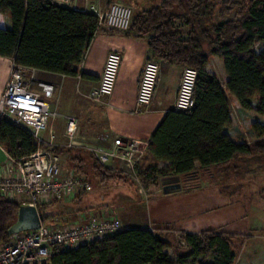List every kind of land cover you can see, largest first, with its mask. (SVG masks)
Listing matches in <instances>:
<instances>
[{
  "label": "trees",
  "instance_id": "1",
  "mask_svg": "<svg viewBox=\"0 0 264 264\" xmlns=\"http://www.w3.org/2000/svg\"><path fill=\"white\" fill-rule=\"evenodd\" d=\"M231 14L234 17L227 18ZM5 15L10 27L4 23ZM97 29L98 18L92 12L46 0H0V56L12 58L15 66L77 76ZM125 35L144 40L150 59L197 71L193 105L164 114L135 168L143 189L161 186V178L168 175H178L187 183L197 182L206 172L230 170L239 180L264 169V164L253 167L264 155V123L251 124L258 138L249 143L234 142L224 130L232 123L230 96L245 109L256 98L255 110L264 115V0H162L134 11ZM213 56L222 60L228 76L225 87L206 69ZM0 146L17 158L37 148L26 128L6 118H0ZM53 150L60 155L69 153L70 169L88 179L92 176L100 184L125 180L120 171L100 164L92 151L67 146ZM163 161L168 163L159 166ZM44 205L37 206L42 224L51 216L40 211ZM19 206L0 197V242L11 237L8 229L16 222ZM167 231L123 228L75 248H55L51 262L235 264L238 250L251 237L207 228L198 233L181 231L170 240Z\"/></svg>",
  "mask_w": 264,
  "mask_h": 264
},
{
  "label": "crops",
  "instance_id": "2",
  "mask_svg": "<svg viewBox=\"0 0 264 264\" xmlns=\"http://www.w3.org/2000/svg\"><path fill=\"white\" fill-rule=\"evenodd\" d=\"M113 2L130 5L134 11H137L158 5L162 0H72L69 5L64 6L79 11L91 12V5L104 10ZM4 23L7 27H10L9 16H4ZM125 32L126 31H117L107 27H99L78 65L77 76H65L33 68H24L28 70V73L33 74L36 79L51 83L55 87L51 104L52 108L54 107L53 110L55 111V109L58 108V111H55V115L50 120L48 128L54 131L60 139L65 136L66 117L72 116L77 121L76 136H74L73 143L69 144L70 141L66 137L68 144L65 145L66 143L63 142L65 139L58 140L57 138L59 147H78L91 150L92 152L109 151L114 148L113 141L119 137L123 144L129 142L135 144L141 154L138 163L140 165L141 157L144 155L155 127L168 110L174 109L173 106L182 66L170 65L162 61L158 62L160 66L153 98L148 106H138L136 104L138 82L144 63L150 60V53L144 40L126 36ZM111 51H118L122 55V63L118 70L112 94L103 99L105 106L104 129L101 128V124L99 123L94 127L92 132H86L84 128H82L83 136H79L80 127L78 126V117L72 115V109H69L72 107L67 105L66 101L73 100L75 101L74 103H76L80 98L90 100L88 93L98 84L105 58ZM13 66L14 62L12 58L0 56V95L4 91L9 71ZM222 86L225 87V84ZM59 100L62 101L63 104H60ZM230 101L231 105L235 101L238 102L234 96H230ZM97 104L100 103L98 102ZM88 112L84 111V114L79 112L82 114L83 122H87L89 116L95 115L94 111H91V115ZM230 126L225 127L224 130L229 134L231 139L236 143L244 142L239 139L237 133L234 134L230 130ZM78 136L80 140H76ZM3 149L4 148L0 146V152L5 159ZM120 162L121 161L115 158L104 166L115 171H120L123 175L125 172ZM1 163L2 162H0V164ZM167 163L166 161L160 162L159 166H163ZM195 166H199V163L196 162ZM134 176L133 173L132 177ZM202 176L203 180L206 179V182H213L215 180L227 182L229 180L227 174L218 173L217 170H215L214 173L206 172L202 174ZM86 179L89 181L88 178ZM239 180L242 182V180H245V177ZM201 183L198 188H193L190 185L192 184L191 182L184 183L179 180L180 187L176 189L171 187L164 189L162 185L159 187H152L150 199H147L145 203H143V201L141 202L142 206L145 204L146 208L151 211V215L143 220L136 219L135 217H124L122 219L116 214V209L123 207L125 204L137 207V205H140L138 200H134L138 204H135L132 200H119L116 202L115 206L103 204L105 199L101 197L102 194L90 190L83 194L76 195V198L72 197L46 203L44 206L53 203L59 204L60 202H63L64 205L58 212H44L45 215H51L45 221V224L85 222L98 219L99 217L103 218L104 216L117 215L124 228L145 227L153 232L156 228H160L162 233H166L167 229L171 228V230L167 232L170 234L169 239L172 240V237H177L176 233L180 235L181 231L198 233L207 228H213L217 231L232 232L233 229L229 230V227L233 223L230 222L236 219L237 226L239 225L241 230L238 232L234 231L233 233H244L247 235L246 232H243L245 229L247 230V226H245L243 222L247 215L246 210L255 213L259 211V208L252 204L246 206L239 200L244 197L243 190L244 186L246 187L244 181L240 189L238 188L234 192H223L222 185L211 187L212 185L205 186ZM189 185L191 188L188 187ZM254 192L255 191H253V193ZM121 196L129 197V195L125 194L123 191L120 192V197ZM232 197H238L236 209L231 207L233 204H231L229 200ZM260 197L262 196L260 195ZM81 202H83V205L79 206ZM73 203H76V206L69 205ZM168 205H172V208L178 211L179 215H175V217L168 218L167 220L166 216L160 210L162 206ZM262 206H264V202ZM186 208L188 209L186 210ZM109 210L113 212H109ZM230 210L237 215L236 218L229 217ZM249 227L254 233H252L250 235L251 237L246 239L241 245L238 250L240 255L237 253L235 264H264V224H253Z\"/></svg>",
  "mask_w": 264,
  "mask_h": 264
},
{
  "label": "built area",
  "instance_id": "3",
  "mask_svg": "<svg viewBox=\"0 0 264 264\" xmlns=\"http://www.w3.org/2000/svg\"><path fill=\"white\" fill-rule=\"evenodd\" d=\"M58 5H69L72 0H46ZM90 11L98 18V28L107 27L117 31L129 29L133 10L130 5L113 2L104 10L94 5ZM122 55L118 51L107 54L98 84L88 97L101 103L112 94ZM159 63L148 60L144 63L136 93V104L148 106L153 98L159 73ZM197 78L195 68L184 67L178 85L173 108L178 111L193 105V90ZM55 87L40 81L21 66H13L8 75L4 91L0 95V118L26 128L37 144L36 150L26 157H14L5 153L0 164V197L14 200L20 205L51 203L72 198L92 189L91 183L74 170L63 171L61 155L53 150L58 147L57 135L48 128L54 117L51 100ZM77 121L66 117L65 137L72 144L76 136ZM114 148L96 152L102 165L118 159L136 175V164L140 153L133 142L123 144L121 138L114 141ZM124 227L114 218L92 219L85 222L66 224H41L38 229H30L12 235L0 242V264H52L55 248L71 249L78 245L100 240Z\"/></svg>",
  "mask_w": 264,
  "mask_h": 264
},
{
  "label": "rangeland",
  "instance_id": "4",
  "mask_svg": "<svg viewBox=\"0 0 264 264\" xmlns=\"http://www.w3.org/2000/svg\"><path fill=\"white\" fill-rule=\"evenodd\" d=\"M133 12L134 9L132 8ZM234 16L233 14H231L230 16H228L227 18L232 19ZM103 29V28H102ZM186 30V28H184ZM150 60H154V59H150ZM184 67L186 66H182V71L184 69ZM206 69L213 73L217 79L220 81V83L222 85L225 84V81L227 79V74L224 71L223 68V64H222V60L218 57H211L210 61L208 63V65L206 66ZM182 74V72H181ZM181 78V76H180ZM180 82V80H179ZM179 85V84H178ZM178 89V88H177ZM177 93V92H176ZM75 101H66L67 105H70L72 108V115H75L78 117V126L81 128H79V136H83V129L86 132H92L94 130V127L96 125H98L99 123L101 124V128L104 129V115H105V106H104V102L102 101L100 104L95 103V101H93L92 99L88 100L86 98H80V100H78L76 103H74ZM60 104H63L62 101L59 100ZM255 103H256V98L253 99V103H252V107L250 109H245L243 108L238 102H233L231 105V114H232V118H233V122L231 124V126L229 127L230 130L238 135L239 139H241L244 142H252L257 140V134L252 130L251 128V124L253 122H259V123H264V115L259 114L256 112L255 110ZM76 104V105H75ZM77 106V107H76ZM67 108V107H66ZM54 109V107H53ZM55 111H58V108L55 109ZM84 111H89L88 113L91 115V111L95 112V115L93 116H89V119L87 120V122H83L82 121V114ZM81 112V113H79ZM84 114V113H83ZM87 123V124H86ZM104 125V126H103ZM82 126V127H81ZM63 136V135H62ZM61 136V137H62ZM77 137L76 140H80V137ZM60 139H65L63 142H65L67 145L68 144V140H66L67 138L64 136ZM58 138V140H60ZM264 139V137H263ZM91 151V150H89ZM94 154H96V152H93ZM70 154L67 152H63L61 154V164H62V168L65 171L67 170H71V165H70ZM4 160V156L2 155V153L0 152V162H3ZM120 161V160H119ZM139 163V162H138ZM136 164V167H138L139 164ZM262 165L264 164V155L262 157H260L259 161L253 164V167H256L257 165ZM120 165L122 167V169L124 170L125 174L124 175V181H114L112 183H108V184H100L94 177H89V182L91 183L92 186V191L93 192H97L99 194H102L101 197L103 199H105L103 201V204H111V205H116V202L119 200H123V201H130L132 200V202L135 200H138V203H140V205H137V207L133 206V205H129V204H125L123 207H119L118 209H116V214L120 217V218H131V217H135L136 219H145L146 217H149L151 215V211L146 208V205L144 204L142 206L141 202L143 201V203H145V201L147 199H150V195H152V193L150 191H152L151 187L148 188V190L143 189L142 184L139 181V178L137 177V174L132 177L133 172L130 171L123 163L120 162ZM252 166V165H251ZM264 167V166H263ZM218 173L221 174H227L228 176V181H222L219 182L218 180H215L213 182H206L204 179L203 180V176L201 178V180L199 182H191L192 184L191 187L193 188H198L201 184H204L205 186H210L211 187H218L220 185L225 186L228 185L225 190L223 189V192H231V191H235L237 190L239 187L235 188L234 190H232L233 187H235L237 184L239 183H243L246 185V187L244 186V192L243 198H240L239 200H241V202H243L246 206L249 205H253V206H257L259 208V211L254 212H249V210H246L247 215L246 218L243 220L245 226H247V230L245 229L243 232H246L247 235H251L253 232V230L249 227L252 226L253 224L258 225V224H264V206H262V203L264 202L262 198H264V169H260L258 168V170L256 172L250 173L245 177V180H242V182L240 180H236L235 176L233 174V172H231L229 170V172H224L222 171H217ZM122 174V173H121ZM199 183V184H198ZM107 185V186H105ZM190 185L188 186L189 188ZM187 187V186H186ZM205 189V188H204ZM240 189V188H239ZM125 192V194L129 195V197L125 196V197H120V192ZM253 191H255L253 193ZM260 197V195L262 197ZM74 198H76L74 196ZM233 198V199H232ZM230 198L229 201H231V204H233L231 207L236 209V202L238 201V197H232ZM134 201L135 204H138ZM76 203L73 204H69L71 206H76ZM64 205L63 202H60L59 204L53 203V204H48L44 207H40V211L41 212H58L60 210V208ZM83 202H81L82 206ZM185 209V208H184ZM188 208H186L187 210ZM233 209V210H234ZM165 216L166 219L168 220V218H173L175 217V215H179V212L174 210L172 208V205H168V206H162L161 210H160ZM109 212H113L110 211ZM249 212V213H248ZM115 214V213H114ZM104 216L106 218H114L116 220H118L121 224L122 222L120 221V219H118V216ZM233 217L236 218V214L234 212H232L230 210V214L229 217ZM103 217V218H104ZM102 217H99L98 219H100ZM236 219H234L232 222L233 223L230 227L229 230L233 229L232 232H238L239 230H241V228L239 227V225L237 226V222L235 221ZM123 225V224H122ZM236 225V227H235ZM234 227V228H232ZM180 231V230H179ZM178 231V232H179ZM177 237H179V233H176ZM250 243V242H247ZM167 253L169 254V256L172 259H175L172 250L171 249H166ZM239 254V253H238ZM240 255V254H239Z\"/></svg>",
  "mask_w": 264,
  "mask_h": 264
},
{
  "label": "water",
  "instance_id": "5",
  "mask_svg": "<svg viewBox=\"0 0 264 264\" xmlns=\"http://www.w3.org/2000/svg\"><path fill=\"white\" fill-rule=\"evenodd\" d=\"M179 180L178 175H168L161 178V184L164 189L169 187L176 189L180 187ZM41 224V218L35 206L20 205L16 222L9 227L8 234L12 236L25 230L38 229Z\"/></svg>",
  "mask_w": 264,
  "mask_h": 264
}]
</instances>
